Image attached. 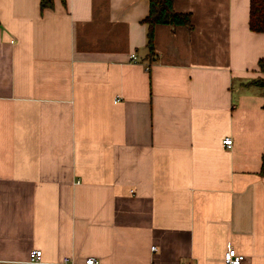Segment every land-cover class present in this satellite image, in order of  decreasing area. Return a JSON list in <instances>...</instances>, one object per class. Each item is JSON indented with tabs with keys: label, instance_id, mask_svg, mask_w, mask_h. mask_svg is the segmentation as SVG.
Listing matches in <instances>:
<instances>
[{
	"label": "crops",
	"instance_id": "crops-1",
	"mask_svg": "<svg viewBox=\"0 0 264 264\" xmlns=\"http://www.w3.org/2000/svg\"><path fill=\"white\" fill-rule=\"evenodd\" d=\"M172 5L150 55L149 0H0V264H264V32Z\"/></svg>",
	"mask_w": 264,
	"mask_h": 264
},
{
	"label": "trees",
	"instance_id": "trees-1",
	"mask_svg": "<svg viewBox=\"0 0 264 264\" xmlns=\"http://www.w3.org/2000/svg\"><path fill=\"white\" fill-rule=\"evenodd\" d=\"M51 0H42V5H50ZM173 0H149L148 15L144 21L148 25L146 46L148 53H154L153 28L156 24H170L173 26H191L189 13H179L173 9ZM249 28L254 32H264V0H249ZM259 70L264 73V58L258 61ZM264 87V78H258L250 82ZM260 174L264 175V153L261 158Z\"/></svg>",
	"mask_w": 264,
	"mask_h": 264
},
{
	"label": "built area",
	"instance_id": "built-area-1",
	"mask_svg": "<svg viewBox=\"0 0 264 264\" xmlns=\"http://www.w3.org/2000/svg\"><path fill=\"white\" fill-rule=\"evenodd\" d=\"M135 58V55H133ZM118 100V99H116ZM223 144L227 147H230L232 144V139L226 137L223 140ZM152 250H155V246L151 247ZM28 260L30 263L38 264L41 263L42 251L41 249L34 248L29 251ZM245 256L238 252L234 246L229 244L226 251L223 254L222 264H244ZM58 264H101L100 261L95 257H87L83 262H78L72 258L64 257Z\"/></svg>",
	"mask_w": 264,
	"mask_h": 264
}]
</instances>
